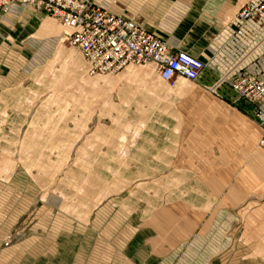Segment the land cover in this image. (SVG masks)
Instances as JSON below:
<instances>
[{
    "label": "crops",
    "instance_id": "obj_1",
    "mask_svg": "<svg viewBox=\"0 0 264 264\" xmlns=\"http://www.w3.org/2000/svg\"><path fill=\"white\" fill-rule=\"evenodd\" d=\"M89 1L135 18L207 67L197 82L129 70V78L155 77L171 92L125 87L112 108L126 111L135 94L139 110L155 112L154 124L112 134L113 123H94L78 103L74 114L58 109L55 118L57 98L45 97L51 63L73 66L68 81L89 74L82 52L67 46L70 31L33 6L0 12V264H227L263 256L264 126L230 80L264 76V20L249 21L239 36L236 12L246 0ZM85 91L65 92L78 101ZM97 92L87 88L85 105ZM47 191L61 198L58 208L42 197Z\"/></svg>",
    "mask_w": 264,
    "mask_h": 264
},
{
    "label": "built area",
    "instance_id": "obj_2",
    "mask_svg": "<svg viewBox=\"0 0 264 264\" xmlns=\"http://www.w3.org/2000/svg\"><path fill=\"white\" fill-rule=\"evenodd\" d=\"M33 6L68 29L66 40L78 48L90 65L89 74L116 75L131 65H153L163 80L177 77L197 82L207 65L183 51H173L169 43L142 26L135 18L116 15L89 0H0V12L14 5ZM237 32L241 36L249 21L264 20V0H246L237 12ZM226 82L223 79L220 84ZM231 89L243 102L256 107L264 126V76L245 74L230 80ZM264 146V137L260 141Z\"/></svg>",
    "mask_w": 264,
    "mask_h": 264
},
{
    "label": "rangeland",
    "instance_id": "obj_3",
    "mask_svg": "<svg viewBox=\"0 0 264 264\" xmlns=\"http://www.w3.org/2000/svg\"><path fill=\"white\" fill-rule=\"evenodd\" d=\"M50 18V17H49ZM51 19V18H50ZM51 21L58 25L61 30H65L62 26H60L57 22H55L53 19ZM67 46H72L69 42H67ZM73 66L71 65H59V64H50V71H51V78L50 84L46 89L45 97H50L51 100L53 98H57L56 101H51L52 107L54 108L53 113L55 118H60V111L65 112L66 114H74L73 108L76 103H78V106L81 109H84L82 113L80 114H89L90 119L95 120L94 123H96L97 120H106V122H109V124L113 123L115 126V129L112 134H119L122 133L123 128H126V125H131L132 130H136L139 128H145L146 126H150L154 124V114L155 112L150 110H139L138 107V100L137 95H132V101L129 105L125 106L127 108L126 111H118L116 108H112V101L118 102V99H120L123 102V95L124 92L123 89L127 87L128 89L135 90L134 92H139L138 89L143 87H154L157 88L155 91L158 92H171V86H168V84L160 82L155 77H152V79L147 78H140V77H130L127 76L129 73V69H133L138 72H150L154 73V66L153 65H144V66H136L131 65L128 68H126L123 72L116 74V75H97V76H90L89 74H85L83 78L76 81H68L65 79L67 74L70 73ZM46 71V70H45ZM54 73V74H53ZM153 75V74H152ZM45 81V80H44ZM43 79L41 81L44 82ZM49 83V82H48ZM73 87H83L86 89L84 93H87V88L93 89V88H99V92L93 94V95H87V97L91 100V103L88 105H85L86 102L84 100V97L86 94L83 93V95H78V101L75 99H72L69 95L68 90L73 89ZM127 89L128 93L129 90ZM67 91V92H65ZM66 93V95L64 94ZM59 96V97H58ZM62 97H65V102L62 101ZM128 98V95L127 97ZM136 98V99H135ZM134 99V100H133ZM152 106H154V97H150L147 100ZM128 102V101H126ZM62 103V104H61ZM129 103V102H128ZM87 107L90 109L87 111ZM66 108V110H64ZM60 111H59V110ZM63 118V117H61ZM82 118V117H81ZM71 119L72 118H68ZM111 121V122H110ZM140 125V126H139ZM143 126V127H142ZM135 127V129H134ZM128 130V128H127ZM132 131V133H133ZM47 191V194L45 196H42L46 202L51 205L52 207L58 208L61 203V198L57 195L51 192ZM57 198L60 200L58 205L53 204L50 199L51 198ZM227 264H264V255L259 257L258 259L254 258L253 260H244L243 262H235V260H228Z\"/></svg>",
    "mask_w": 264,
    "mask_h": 264
},
{
    "label": "water",
    "instance_id": "obj_4",
    "mask_svg": "<svg viewBox=\"0 0 264 264\" xmlns=\"http://www.w3.org/2000/svg\"><path fill=\"white\" fill-rule=\"evenodd\" d=\"M50 201H51L53 204H55V205H58L59 202H60V200L57 199V198H55V197H54V198H51Z\"/></svg>",
    "mask_w": 264,
    "mask_h": 264
},
{
    "label": "bare ground",
    "instance_id": "obj_5",
    "mask_svg": "<svg viewBox=\"0 0 264 264\" xmlns=\"http://www.w3.org/2000/svg\"><path fill=\"white\" fill-rule=\"evenodd\" d=\"M129 70H133V69H129Z\"/></svg>",
    "mask_w": 264,
    "mask_h": 264
}]
</instances>
